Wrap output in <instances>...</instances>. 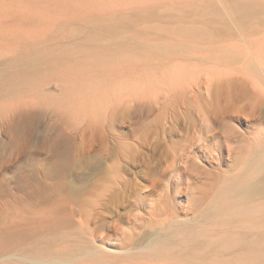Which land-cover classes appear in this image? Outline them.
<instances>
[{
    "label": "bare ground",
    "instance_id": "6f19581e",
    "mask_svg": "<svg viewBox=\"0 0 264 264\" xmlns=\"http://www.w3.org/2000/svg\"><path fill=\"white\" fill-rule=\"evenodd\" d=\"M236 77L262 95L254 153L193 218L171 221L138 261L133 251L122 257L132 249L99 252L63 221H46L41 231L63 232L55 244L38 238L20 254L0 250V264H264V0H0L2 124L54 107L70 116L69 128L95 116L115 134L130 111L161 103L173 126L190 94ZM70 142L54 140L55 173L73 171ZM121 149L122 169L132 172L134 160L153 170L133 144Z\"/></svg>",
    "mask_w": 264,
    "mask_h": 264
},
{
    "label": "rangeland",
    "instance_id": "374dc122",
    "mask_svg": "<svg viewBox=\"0 0 264 264\" xmlns=\"http://www.w3.org/2000/svg\"><path fill=\"white\" fill-rule=\"evenodd\" d=\"M261 96L242 77L225 88L205 84L178 106L173 126L160 103L150 113L130 111L115 134L95 116L69 128L70 116L54 107L28 123H0V250L20 254L23 243L26 250L38 238L53 245L63 232L38 226L63 221L72 236L89 237L99 252L132 249L122 257L137 259L139 248L174 219L193 218L250 162ZM61 134L71 138L74 155L73 171L64 174L55 173L50 161ZM123 144H133L153 170L130 159L134 170L122 169ZM82 161L83 169L74 172ZM115 175L119 180L110 184Z\"/></svg>",
    "mask_w": 264,
    "mask_h": 264
}]
</instances>
